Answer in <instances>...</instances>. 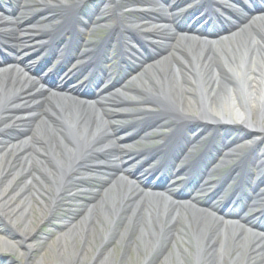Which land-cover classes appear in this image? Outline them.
Listing matches in <instances>:
<instances>
[{
    "label": "bare ground",
    "instance_id": "bare-ground-1",
    "mask_svg": "<svg viewBox=\"0 0 264 264\" xmlns=\"http://www.w3.org/2000/svg\"><path fill=\"white\" fill-rule=\"evenodd\" d=\"M7 1L0 3V50L9 52L8 63L0 64V173L11 175L9 182L23 180L21 198L31 192L29 196L40 202L45 213L61 206L71 211L72 219L80 215L71 209L72 203L94 191L80 181L103 182L110 175L120 179L111 178L104 185L102 196L90 205L85 220L82 218L87 224H64L66 231L49 250L40 253L35 249L28 242L32 236L29 227L20 226L16 232L0 229V254L10 252L17 260L26 254L27 264H83L97 248L87 264H127L129 256L122 248L118 260L111 261V250L105 248L112 240L111 230L119 228L122 234L117 245L129 252L133 248L137 254L133 264H264V235L257 232V228L264 230L262 213L243 214L250 208L245 200L239 212L237 203L226 210L241 187L253 183L247 182L249 165L257 170L256 182L264 187V147L258 153L246 150L254 139L222 143L221 162H234L215 180L221 192L233 186L234 193L226 194L223 203L202 200L194 193L179 198L176 183L144 188L140 181L144 175L157 173L147 162L152 153L159 151L169 162L177 149L173 143L188 124L200 127L190 141L196 151L189 155L184 169L188 173L201 167V158L211 151L209 135L217 125H237L264 140V135L258 134H264V18L238 30L246 23L243 9L231 8L230 16L238 25L227 18L221 32L210 41L177 39L160 26L143 40L146 47L154 49L151 59L138 62L121 85L105 86L89 95L82 92V86H73L68 75L50 84L39 69L49 60L42 58L34 68L25 55L27 48L34 46L26 44L53 50L50 42L59 37L66 44L61 48L65 52L57 51V58L65 61L63 57L75 52L78 59L86 61L76 74L85 70L96 80L106 81L109 76L102 74L100 67L106 50L116 45L122 51L117 44L123 33V19L116 12L118 0H105L96 7L91 23L88 18L87 22L79 20L75 13L90 0H21L19 6ZM184 18L192 21L193 16L187 13ZM195 23L193 20L189 28L198 31ZM92 24L108 29L104 38H83ZM61 68L57 66L53 73ZM132 117L137 119L125 127L116 121ZM146 121H152L150 130L134 138ZM119 127L124 128L120 133ZM137 140L156 144L134 148ZM128 157L129 165H122ZM133 168L139 172L133 174ZM125 179L135 183L130 185ZM9 195L2 196L0 206L26 218L27 208L10 204ZM259 195L264 196V188ZM21 244L26 245L19 256L17 246Z\"/></svg>",
    "mask_w": 264,
    "mask_h": 264
},
{
    "label": "rangeland",
    "instance_id": "rangeland-1",
    "mask_svg": "<svg viewBox=\"0 0 264 264\" xmlns=\"http://www.w3.org/2000/svg\"><path fill=\"white\" fill-rule=\"evenodd\" d=\"M6 0H0V2H4ZM32 1V0H31ZM38 1V0H37ZM103 0H95L93 4H101ZM33 3L35 2V0L32 1ZM11 4L12 5H17L19 6V3L17 4V0H11ZM37 6L34 8L36 9ZM80 11V10H79ZM39 16V15H38ZM105 34V29L100 26L98 28H95L92 30V34L89 38L92 39H98L99 37H102ZM31 46V44H29ZM34 46V44H33ZM30 50L35 51V48H31ZM32 51V52H33ZM25 52V51H24ZM28 54H30V51L27 50L25 52V55L28 56ZM40 53H36L34 56H36V58L38 59V57ZM32 56V57H34ZM111 56V55H110ZM110 56H107L108 58ZM33 59V60H37V59ZM40 58V57H39ZM54 63H57L56 61ZM50 65H48L47 69L50 70ZM79 81L76 80V83H78ZM135 119L137 118H127L126 120L123 119H116L117 123L119 126H123L125 127V125L128 124V122H133ZM259 119V117H258ZM152 121H146L142 124L141 128H144L146 125H151ZM188 127V126H187ZM187 127L184 128V130L181 132V136L184 133H188L190 136H192L194 134V132H190L187 131ZM118 133H120L121 128L119 127L117 129ZM142 131V130H141ZM249 131V136H253V132ZM155 134V133H153ZM260 135H264L263 133H258ZM139 135V133H138ZM219 140H221V138H218ZM224 141H228V139H224ZM138 145L137 146H133L134 148H139L142 145H146L147 147L152 146L150 144H148V142L145 141H140L137 140ZM261 147H264V140H260V142H258L255 147L253 148V151L258 153L260 152ZM232 164V163H231ZM251 172H253L255 174V172H257L256 170H254V168H250ZM228 170V165L225 164H221V166H219L216 170V176H219V174L223 175L226 171ZM11 175L6 176L4 171L3 173H0V204L2 203L3 199L2 196L7 194L9 192V197L12 196V199L10 201V204L13 205H19V204H23L24 208H27L28 212L26 213V218H22L20 216H17L14 214V212H10V209H7L6 207H1L0 206V229L3 231V233H9V232H16L17 229H19V227H25L28 226L29 230L32 232V236L30 235L29 237V243L34 245V248L37 249L38 251H40V253H42L43 251H47L49 250V248L52 246L53 242L58 239L60 237V235L62 233H64L66 230V228H62L63 226L66 225L67 222L70 223V221L79 223L81 222V224H87V223H83V221L85 220V215L86 212L88 213L90 205L89 203H91V207L93 205L96 204V201L99 199V196L101 195V191H102V187H103V183L101 182H92V185L95 186L94 188V192L95 195L92 194L89 197L83 196L82 200H76L75 202L72 203V208L74 211L79 212L80 211V215H76L78 219H72V216H70L67 212V210H63V208L61 206H56V211H47V213H45L46 211H43L40 205V202L36 201L34 197H30V193L29 195L21 198V190L23 187V180L18 179H14L11 182H9V178ZM6 179V181H5ZM174 180V178L172 179ZM129 184V182H127ZM98 196V197H97ZM93 201V202H92ZM25 210V209H24ZM67 213V214H66ZM71 213V211L69 212ZM31 216V217H30ZM43 217L42 219V223L40 221V223H38V221L40 220V218ZM122 216H124V214H122ZM30 217V218H28ZM82 218L84 220H82ZM137 218V216H136ZM30 221H29V220ZM96 218H92L93 223L95 222ZM97 221V220H96ZM98 222V221H97ZM14 224V225H12ZM65 224V225H64ZM139 224H143V220L139 223ZM119 230V231H118ZM27 231V230H26ZM27 231V232H28ZM26 232V233H27ZM112 234V240L107 243V245H105L106 250H111V253L109 254L110 256L108 257L109 260L111 261L112 259L114 260H118L121 251L120 249L122 248V252L124 250V253H126V255L128 254V263L127 264H133L135 262V260L137 259L136 256L137 254L132 250L133 248H130V252L127 249H123V247L118 246V239L121 237V230L119 228H115L113 230H111ZM28 234V233H27ZM132 236V235H131ZM128 239H130V235L128 237ZM135 238L131 237V240L133 241ZM90 241H86L87 246H90ZM24 245L26 244H21V246H17V253L20 254L23 253L24 250ZM82 243L80 242L79 244L77 243L78 247H81ZM99 248V246H98ZM40 249V250H39ZM68 250V249H67ZM97 250V248H93V252L87 257V262L91 259V256L94 254V252ZM101 251L104 250V248L100 249ZM52 251V248H51ZM53 252V251H52ZM129 252V253H128ZM39 254V253H38ZM37 254V255H38ZM28 258V260H27ZM70 258V257H68ZM140 257H138L139 259ZM27 262L29 263V256L27 257L26 254H24V256L21 257V259L17 260L16 255H12L10 254V252H3L0 254V264H27ZM87 262H84L83 264H87ZM67 263L69 264V262L67 261Z\"/></svg>",
    "mask_w": 264,
    "mask_h": 264
}]
</instances>
